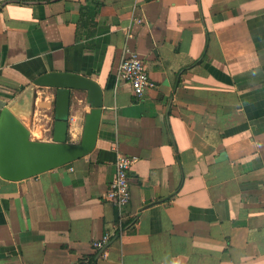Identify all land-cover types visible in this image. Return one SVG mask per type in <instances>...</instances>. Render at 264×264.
<instances>
[{
    "label": "crops",
    "instance_id": "0c3cea01",
    "mask_svg": "<svg viewBox=\"0 0 264 264\" xmlns=\"http://www.w3.org/2000/svg\"><path fill=\"white\" fill-rule=\"evenodd\" d=\"M142 22H136L135 19ZM146 63L143 97L117 80L125 50ZM50 71L95 80V149L37 176L0 177V264H264V0H0V111L34 96L31 136L52 139ZM72 91L68 141L92 106ZM129 172V229L104 196Z\"/></svg>",
    "mask_w": 264,
    "mask_h": 264
},
{
    "label": "water",
    "instance_id": "95a60500",
    "mask_svg": "<svg viewBox=\"0 0 264 264\" xmlns=\"http://www.w3.org/2000/svg\"><path fill=\"white\" fill-rule=\"evenodd\" d=\"M34 83L56 90L52 139H32L34 96L30 90L21 91L6 103L0 111V177L7 181L25 180L69 165L92 153L97 144L103 90L95 80L76 72L50 71ZM74 90L87 91V101L92 106L78 143L68 141Z\"/></svg>",
    "mask_w": 264,
    "mask_h": 264
},
{
    "label": "built area",
    "instance_id": "2783aa9c",
    "mask_svg": "<svg viewBox=\"0 0 264 264\" xmlns=\"http://www.w3.org/2000/svg\"><path fill=\"white\" fill-rule=\"evenodd\" d=\"M136 22H142L136 18ZM117 80L128 82L137 97H143L149 90L155 88L156 82L150 76L146 63L137 54L125 50L119 69ZM134 162L130 156L120 155L116 160V175L110 182L105 198L117 208L118 217L113 227L92 242L93 248L104 257L108 255V248L114 240L121 238L129 229L127 208L131 202V185L129 172Z\"/></svg>",
    "mask_w": 264,
    "mask_h": 264
}]
</instances>
